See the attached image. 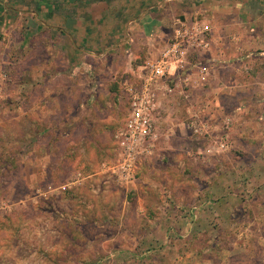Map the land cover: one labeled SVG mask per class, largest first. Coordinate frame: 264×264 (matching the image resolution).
I'll return each instance as SVG.
<instances>
[{
    "label": "rangeland",
    "instance_id": "obj_1",
    "mask_svg": "<svg viewBox=\"0 0 264 264\" xmlns=\"http://www.w3.org/2000/svg\"><path fill=\"white\" fill-rule=\"evenodd\" d=\"M23 59L17 50L13 101L0 103V264H264V187L247 178L253 174L245 167L254 153L229 152L231 148L201 152L200 147L217 136L196 138L187 119L180 121L185 140L179 142L183 148L175 151V158L167 156L171 138L165 136L169 121L163 119L159 151L138 162L134 181L148 169L145 196L137 197L133 184L123 185L114 172L56 190L94 157L99 163L114 161L127 96L107 98L101 106L93 135L96 152L90 151L83 138L85 124L66 135L70 125L63 124L64 113L57 116L41 108L43 77L35 63L39 57L31 58L32 71L26 78ZM8 114L14 118L8 120ZM24 114L34 117L25 119ZM41 126L54 129L40 136ZM213 159L218 160L216 167ZM156 165L164 169L161 174ZM88 166L85 176L90 174ZM175 184L179 197H170ZM255 187L259 190L254 194ZM230 190L235 195L209 205L192 219V230L184 228L190 221L189 207L195 209ZM178 204L179 213L170 212Z\"/></svg>",
    "mask_w": 264,
    "mask_h": 264
},
{
    "label": "crops",
    "instance_id": "obj_2",
    "mask_svg": "<svg viewBox=\"0 0 264 264\" xmlns=\"http://www.w3.org/2000/svg\"><path fill=\"white\" fill-rule=\"evenodd\" d=\"M194 22L210 28V46L200 55L209 73L201 80L198 70H193L194 94L190 101L180 103L177 94L172 97V113L166 117L167 136L171 138L167 156L183 148L180 143L185 140L181 136L185 127L180 121L193 113L203 116L211 130L217 129L210 130L208 136H219L222 122L230 120L229 152L254 153L245 162L253 174H247V178L264 187V0H0V103L13 101L17 50L23 53L24 78L31 75V58L39 57L35 63L43 77L41 108L57 116L64 113L63 124L70 125L66 135L78 124H85L83 138L88 149L96 152L93 135L106 99L127 95L128 84L139 82L145 74V63L160 57L174 28ZM27 82L31 85V80ZM10 117L14 114H8V120ZM33 117L23 115L29 120ZM51 129L54 126H41L39 135ZM55 131L60 136L57 128ZM95 158L83 163L76 176L55 189L78 186L106 172L113 174L112 163H99ZM213 163L215 167L219 164L218 160ZM88 165L90 174L85 176ZM156 168L160 174L164 170L160 165ZM145 170L134 183L123 184H133L137 197L147 192ZM178 186L175 184L170 197H179ZM207 189L206 185L202 188L205 194ZM253 189L255 194L259 187ZM229 194L235 195L225 191L195 209L189 207L190 221L184 228L192 230V219L203 215L209 205L229 198ZM178 206L170 212L178 214ZM159 227L162 225L154 228Z\"/></svg>",
    "mask_w": 264,
    "mask_h": 264
},
{
    "label": "built area",
    "instance_id": "obj_3",
    "mask_svg": "<svg viewBox=\"0 0 264 264\" xmlns=\"http://www.w3.org/2000/svg\"><path fill=\"white\" fill-rule=\"evenodd\" d=\"M209 31L208 25L198 22L177 25L160 57L145 63V74L139 82L128 84L125 121L115 136L116 154L112 162L113 172L122 183L134 181L138 162L159 151V124L172 113L168 106L172 104V97L177 94L180 103L192 99L193 70H198L201 80L206 79L209 67L200 55L210 46ZM186 125L196 138L209 134L210 124L197 113L188 117ZM231 125L230 120L224 121L221 134L200 147L201 152L214 154L230 149Z\"/></svg>",
    "mask_w": 264,
    "mask_h": 264
}]
</instances>
